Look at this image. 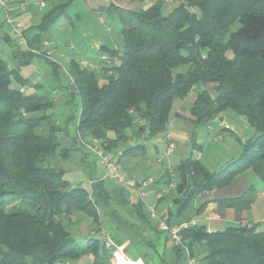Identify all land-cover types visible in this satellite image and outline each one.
I'll return each mask as SVG.
<instances>
[{"label":"trees","instance_id":"1","mask_svg":"<svg viewBox=\"0 0 264 264\" xmlns=\"http://www.w3.org/2000/svg\"><path fill=\"white\" fill-rule=\"evenodd\" d=\"M70 1L53 5L38 24L25 30L31 31L29 36L24 32L28 50L14 53L20 64L35 56L33 51ZM148 1L137 10L113 4L106 8L120 21L122 48L100 45L97 72L71 60L66 70L71 96L66 103L72 96L79 101L74 142L79 140L85 150L98 147L111 158V152L129 140L127 130L134 125L133 135L163 134L165 141L173 101L200 85L204 89L190 108V123L206 125L226 111L246 119L254 136L219 170L210 171L190 155L166 171L167 183L175 181L174 209L168 211V225L173 226L192 196L225 187L241 173L252 170L264 184V0ZM5 39L12 44L8 34ZM44 59L56 79L59 66ZM182 66L186 70L178 72ZM26 85L0 57V264H75L82 257H89L91 264H111L114 248L128 240L111 234L109 245L102 234V205L115 190L90 181L88 191L64 178L65 170L53 160L67 159L72 145L61 146L62 128L47 114L54 100L26 94ZM137 147L115 154L116 165ZM117 191L132 211L129 218L119 217L148 232L150 254L144 257L156 264H186L187 254L198 264H264V228L258 223L207 231L204 225L186 221L188 226L179 231L182 245H174L169 234L151 222L141 200L130 201L125 188ZM255 199L251 185L239 196L211 202L243 212ZM85 220L88 231L81 234ZM115 258L120 264L119 252Z\"/></svg>","mask_w":264,"mask_h":264},{"label":"rangeland","instance_id":"2","mask_svg":"<svg viewBox=\"0 0 264 264\" xmlns=\"http://www.w3.org/2000/svg\"><path fill=\"white\" fill-rule=\"evenodd\" d=\"M26 1L31 4L34 0ZM41 1L46 2L45 6L39 9L36 5L33 6L34 10L30 14L31 20L29 23L24 22L23 25L22 18H18L27 36L30 35L31 31H25V28L29 29L38 24L41 17L53 5L65 3L69 0ZM148 2V0H71L64 7L63 13L56 18L44 34L45 40L33 51L35 56L27 64L23 65L14 57V53L17 50H23L6 41L5 35L8 34L9 29L4 25L3 17L1 20L0 16V57L11 68L16 69L21 78L27 81L26 87L23 88L26 94H45L54 100V106L47 111V114H50L51 119H54L55 123H58L60 128H62L64 137L59 139L61 146L72 145L70 156L67 159L54 158L53 165L64 169V178L73 185H80L90 191L88 181L94 183L101 181L103 186L109 190L119 186L125 188L135 201L139 200L135 190L125 185L117 184L114 180L105 177L104 169L98 156L91 149H86L88 155L86 160H84L82 152L86 150L82 147L79 140L74 142L76 138L75 126L79 115V101L77 96H72L71 103H66L71 96L69 94L71 83L66 70L71 60H75L80 64L82 57L90 62L88 67L97 72L100 66V55L102 54L96 48L97 45H105L111 49L122 48V39L119 34L120 21L115 16L107 13L106 8L113 4L130 10H137L146 7ZM171 5L173 4L165 6L164 11L170 10L172 8ZM106 26H109V31ZM44 58H48L59 66L56 79L53 78L51 67ZM186 68V66H182L177 71L184 72ZM203 89L204 86L200 85L190 90L183 99H175L172 103L167 131L172 130L179 134H186L189 139L177 141L170 156L162 155L165 148L163 134H157L152 137H146L145 134L133 135L137 125L127 130L129 140L120 144L117 150L111 152L112 156H115L121 149L133 144L140 145L135 150L134 155L121 157L117 167L120 173L131 179L140 178L147 180L150 178L153 181V183L151 182L142 189L145 194L153 193L142 201L143 211H147V203H153L155 201L154 195L162 190L160 181H168L166 171L175 167V161L183 160L190 155L192 157L198 156L197 159L201 164L210 171H217L228 159L236 158L242 151V145L248 142L255 134V131L244 117L231 111L221 113L206 125H193L186 121V119L190 118V108L196 95ZM84 141L88 143V140ZM193 144H196V146ZM103 153L108 155L107 151H103ZM158 159H160L159 162ZM244 184L248 187L252 185L256 190L257 196L249 213L246 215L247 218L244 215L243 217L246 220L260 224L264 228V184L252 170L239 174L229 185L216 191L217 194L228 195L227 197L237 196L241 194ZM166 193L170 197L174 191L169 189ZM206 193L208 192H203L190 198L184 212L180 216L181 221L189 223L196 221L198 225H205L219 230L229 226L240 225L238 215L231 210L228 211L225 218H219L216 221L208 220L206 214L202 215L203 211L197 213L196 210L205 200L204 196ZM110 196L111 199L108 203H103V210L100 212V221L103 226L102 234L109 245L112 244L111 234L122 235V237L128 239L123 245L114 248L111 264H116V252H119L122 259L124 258L126 261H133L128 259L130 256L145 263V261L151 259L150 257H144V255L148 256L150 254V249L147 245V240L150 238L148 232H145L139 224L130 225L129 221L121 220L119 216L129 218L132 212L131 207L121 202L124 199L122 197L119 198V191L110 192ZM240 213L243 214L244 211ZM242 214H239V216L242 217ZM234 215L235 217H233ZM88 223L89 221L85 220L80 224L79 232L81 234H85L88 231ZM159 244H162V239ZM124 246H126L127 252L124 251ZM89 261V257H82L74 263L88 264Z\"/></svg>","mask_w":264,"mask_h":264},{"label":"built area","instance_id":"3","mask_svg":"<svg viewBox=\"0 0 264 264\" xmlns=\"http://www.w3.org/2000/svg\"><path fill=\"white\" fill-rule=\"evenodd\" d=\"M168 2H171V0H168ZM44 6L45 3L43 1H40L38 3L39 8H43ZM25 9L26 4L24 3H20L14 8V10L17 11H24ZM12 10L13 9L9 0H0V11L3 13V23L9 29L8 35L10 41L14 45H16L17 48L20 47L22 50H28L23 26L14 15H11ZM102 59H105V57H102ZM165 141L167 142V147L163 155L168 157L172 154L175 148V144L170 134H167L165 136ZM90 149L100 159V163L104 169L105 177L114 180L117 184L132 188L137 193L139 200L143 201L146 194L142 191V189L152 182L150 178L141 182L131 179L125 174L119 172L115 159L111 158L109 155H105L102 149L98 147H90ZM117 155L119 156L120 152H118ZM90 185L91 182H89V186ZM147 213L150 219L156 221L158 230L167 232L169 234V238L174 245H182L181 235L179 231L182 228H186L188 226L187 223H182L177 226H170L168 225V210H164L162 213H157L153 206L148 207ZM133 262H135L136 264H144L140 259ZM186 264H198V260L188 256L187 254Z\"/></svg>","mask_w":264,"mask_h":264},{"label":"crops","instance_id":"4","mask_svg":"<svg viewBox=\"0 0 264 264\" xmlns=\"http://www.w3.org/2000/svg\"><path fill=\"white\" fill-rule=\"evenodd\" d=\"M41 0H34L33 1V3H29L28 1H26V0H9V2H10V4H11V6H12V11H11V13H13V15H15V17L18 19V18H22L21 20H22V22H23V25H24V22H26V23H29L30 22V20H31V17H30V14L32 13V11L34 10L33 9V6L34 5H36L37 7H38V3L40 2ZM20 3H24V4H26V9L24 10V11H17V10H14V8L18 5V4H20ZM45 4H46V2H45ZM38 9H39V7H38ZM2 12L0 11V16H1V20H2V17H3V13L1 14ZM19 20V19H18ZM20 21V20H19ZM21 22V21H20ZM2 23V22H1ZM22 24V23H21ZM1 27V26H0ZM25 30H27L26 28H25ZM46 43V42H45ZM96 48H99V45H97L96 46ZM90 65V62L87 60V59H85V58H82L81 57V59H80V66L81 67H86V68H91V67H88ZM93 70V69H92ZM35 85V84H34ZM186 121H188V120H186ZM228 130H230V129H228ZM169 134L173 137V139H174V141H175V144H176V142L177 141H180V140H184V139H189V136H187L186 134H179V133H176L175 131H172V130H170L169 131ZM109 136L110 137H112L113 135L112 134H109ZM191 139V138H190ZM93 145H95V146H97V144H94V143H92ZM226 148H228V147H226ZM229 148H230V146H229ZM196 150H198V148H196ZM118 152H120V151H118ZM117 152V153H118ZM116 153V152H115ZM116 153V154H117ZM87 155H88V153H86ZM164 154V151H163V153H162V155ZM87 155L86 156H84L85 157V159L84 160H86V158H87ZM113 158H116L115 156H113ZM165 158V157H164ZM194 159H197L198 158V156H195V157H193ZM160 161V159H158V162ZM176 163L178 162V161H175ZM175 163V164H176ZM172 170H169V172H171ZM135 179V178H134ZM149 179V178H148ZM236 179V178H235ZM234 179V180H235ZM136 181H138V182H141V181H145L144 179H140V178H138V179H135ZM89 182L90 181H88L87 183H88V185H89ZM162 182H164L163 184H161ZM168 181H160V188L162 189V190H160V191H158L155 195H154V199H155V201L152 203V202H148L147 204V211H148V207L149 206H153L154 208H155V210H156V212L157 213H162L164 210H170V211H172V209H173V206H172V200H173V198H175L176 197V192H175V186H174V183L172 182V183H167ZM152 183H153V181H152ZM166 186H167V189L169 190V189H172L173 191H174V193H173V195L172 196H167L166 194V192H168V190L166 189ZM249 187L246 185V184H244V186L242 187V191H241V194L244 192V191H246L247 189H248ZM120 189H123V187H115L113 190H120ZM109 190V189H108ZM216 190H218V189H216ZM216 190H213V191H210V192H208V193H206V195L204 196L205 197V200L203 201V202H206V201H210V203H208L207 204V206L205 207V209L203 210V212H202V215H204V214H206V217L208 218V220H218L219 218L221 219V218H225V215L228 213V211H234L235 213H236V215H238L237 217H238V220H240L239 221V223H240V225H243V224H247V223H254V222H252V221H249L248 219L246 220L245 219V217L247 218V213H249V210H250V208L252 207H250L248 210H246V211H244V213L242 214V213H240V212H237V211H235L234 209H231V208H226V207H224V206H220V205H217L216 203H213V202H211L212 200H215V199H219V198H231V197H227L228 195H225V194H217V191ZM153 193H148V194H146L145 195V197H144V199L145 198H147V197H150L151 195H152ZM240 195V194H239ZM239 195H237V196H239ZM229 196H232V195H229ZM257 196V195H256ZM167 197V198H166ZM232 197H236V195L235 196H232ZM143 199V200H144ZM130 201H135L132 197H131V199H130ZM255 202V201H254ZM254 204V203H253ZM252 204V205H253ZM147 211H144L146 214H147ZM239 214H242V217L241 216H239ZM243 215L245 216V217H243ZM233 217H235V215L233 216ZM173 223H174V225L175 226H177V225H179V224H182V223H187L186 221H181V219H180V217H177V218H175V220L173 219ZM151 222L153 223V224H155V220H152L151 219ZM192 223H194V224H197L196 223V221H192ZM205 226V225H204ZM206 227V229H207V231H217V230H219V229H213L212 227H207V226H205ZM124 251L125 252H127V250H126V246H124ZM162 250H163V248L162 247H159V252L161 253L162 252ZM198 252V257H202V253L201 252H199V250L197 251ZM90 260V259H89ZM88 264H91V262L89 261L88 262ZM144 264H156L155 263V261L153 260V259H148L147 261H145V263Z\"/></svg>","mask_w":264,"mask_h":264},{"label":"bare ground","instance_id":"5","mask_svg":"<svg viewBox=\"0 0 264 264\" xmlns=\"http://www.w3.org/2000/svg\"><path fill=\"white\" fill-rule=\"evenodd\" d=\"M120 264H136V263L133 262V261H126V260H124V258H123L122 261L120 262Z\"/></svg>","mask_w":264,"mask_h":264}]
</instances>
